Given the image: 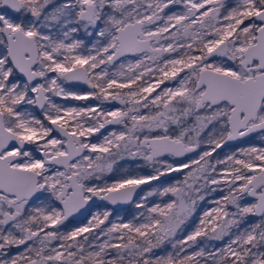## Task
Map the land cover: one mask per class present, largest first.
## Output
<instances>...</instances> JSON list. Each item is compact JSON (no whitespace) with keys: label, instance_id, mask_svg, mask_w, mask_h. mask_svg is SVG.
I'll use <instances>...</instances> for the list:
<instances>
[{"label":"snow or ice","instance_id":"1","mask_svg":"<svg viewBox=\"0 0 264 264\" xmlns=\"http://www.w3.org/2000/svg\"><path fill=\"white\" fill-rule=\"evenodd\" d=\"M202 261L264 264V0H0V264Z\"/></svg>","mask_w":264,"mask_h":264},{"label":"rangeland","instance_id":"2","mask_svg":"<svg viewBox=\"0 0 264 264\" xmlns=\"http://www.w3.org/2000/svg\"><path fill=\"white\" fill-rule=\"evenodd\" d=\"M64 0H53V3L54 5H58V4H61L63 3ZM230 3L234 2V0H229ZM179 7L180 6H177V8H173L172 10L173 11H176V10H179ZM167 11V10H166ZM55 34V32L53 33ZM81 36L83 35L82 33L80 34ZM73 90H81L79 87H74ZM58 102H63V101H58ZM66 103H70V104H81V103H85V102H80V101H67ZM103 132V130H102ZM100 133H97L96 134V138L99 139L100 138ZM261 142V136L259 133H255L254 135H252L251 137H249L246 141H243V142H240L237 146H233V147H229V148H226L224 149L220 155L223 156L231 151H235L237 148H240V147H247V146H250V145H258L259 143ZM189 157H192V154L189 155ZM141 162L142 161H139V160H133V159H125V160H121L118 162V165L116 166V169L115 171L110 174L112 178H116L117 176L120 175L121 171L124 170V169H127L131 172H134V173H137V174H150L151 173V169H149L147 166H144L143 167V164L141 165ZM127 164L130 165V167L128 168L127 167ZM144 171H147V172H144ZM187 171V170H185ZM180 179L183 178V174L181 173L180 175ZM149 189L145 190V191H148ZM211 194H214V193H208L207 195H211ZM223 195V193H219L217 194V196L215 197H209L207 200H206V204L205 206H203L201 208V214L203 211L205 210H208L210 209L211 207L215 206L214 205V200L216 198H218L219 196ZM251 202V200L249 201ZM94 209H99V210H102L103 207L102 205L101 206H94ZM259 218L257 217L256 219H254V221L252 223H255ZM86 220L83 219L82 221L80 222H74V223H69L67 224V226L70 228V227H74V226H78L79 224H82V223H85ZM250 223V224H252ZM227 242V238H225V240L222 242V246H224V244ZM203 247V246H201ZM206 250L207 248L204 247ZM216 248H220V247H210V250H207V251H213L214 249ZM22 250V249H21ZM201 264H203V261L201 262Z\"/></svg>","mask_w":264,"mask_h":264},{"label":"trees","instance_id":"3","mask_svg":"<svg viewBox=\"0 0 264 264\" xmlns=\"http://www.w3.org/2000/svg\"><path fill=\"white\" fill-rule=\"evenodd\" d=\"M214 156H215V154H214ZM141 165H142V162H141ZM127 167L129 168L130 165L127 164ZM143 167H144V166H143ZM144 168H145V167H144ZM144 172H147V171H144ZM180 175H181V174H179V175L176 176L175 178H169V179H167V180H165V181L159 182V183L154 184V185H152V186H153V187H156V186H158V184H164V185H167V184L174 183L176 180L180 179V177H181ZM147 189H149V187H147L145 190H147ZM145 190L142 191V192L140 193V195H143L144 192H146ZM149 190H150V189H149ZM149 190H148V191H149ZM217 194H219V193H214V194H211V195H207V196H206V199H205L204 201H202V202L198 205L196 216H194L193 219H192L191 221H189L190 227L187 229L188 231H191L192 228L195 226L194 221H195V220L198 218V216L201 214V208H202L203 206H205V204H206V200H207L209 197H215V196H217ZM138 198H139V197L137 196V197L133 200V202H131L128 206H126V207H124V208H121V209H118V210H115V209L110 208V207H109L107 204H105V203H99V204H97L96 206H101V205H102V207H103L102 210H104L106 207L109 208V209H111L112 212H113V215H112V217H110V219H112V220H118L119 218H123V220H124L125 222H127L128 220H131L132 217H133V216L136 214V212H137V210H136V208H135V201H136ZM150 199H152V198H150ZM155 199H156V200H159L160 198H159V197H156ZM249 201H250V200H249ZM256 218H257V217H249L248 220H247V223H248V224L252 223V222L254 221V219H256ZM222 242H223V241H219V240H207V241L202 240L201 243H200V246H203V247H206V248L208 247L207 250H210V247H221V246H222ZM193 250H195V249H193ZM167 251H171V247H170V245H165L163 249H157V250H156V254H157V255L165 254Z\"/></svg>","mask_w":264,"mask_h":264},{"label":"water","instance_id":"4","mask_svg":"<svg viewBox=\"0 0 264 264\" xmlns=\"http://www.w3.org/2000/svg\"><path fill=\"white\" fill-rule=\"evenodd\" d=\"M254 134V133H253ZM234 142H236V141H231V142H229V145L230 144H233ZM180 173H172V174H170L169 176H165V177H161V180L159 181V182H162V181H165V180H167V179H169V178H174V177H176V176H178ZM159 182H157V181H153V182H151V184L152 185H154V184H157V183H159ZM148 186L147 185H143V186H141V188L143 189V191L147 188ZM142 192V191H141ZM141 192H139V195H140V193ZM136 197H134V199H135ZM99 203H105V204H107L110 208H112V209H115V210H118V209H121V208H124V207H126V206H128L130 203H121V204H117V205H111L109 202H107V201H100V200H96L95 201V204H94V206H96L97 204H99ZM84 218L83 217H78L76 220H73V221H75V222H80V221H82ZM72 220V219H71Z\"/></svg>","mask_w":264,"mask_h":264},{"label":"flooded vegetation","instance_id":"5","mask_svg":"<svg viewBox=\"0 0 264 264\" xmlns=\"http://www.w3.org/2000/svg\"><path fill=\"white\" fill-rule=\"evenodd\" d=\"M255 134V133H254ZM254 134H251L249 137H251L252 135H254ZM249 137H245V138H242V141H236V142H234L233 144H230V145H228L227 147H224V148H222V149H218L217 151H218V153L220 154L224 149H226V148H229V147H233V146H237L240 142H243V141H246ZM190 155V154H189ZM181 174V173H180ZM175 178V177H174ZM75 221H73V220H69L68 222H67V224H69V223H74Z\"/></svg>","mask_w":264,"mask_h":264}]
</instances>
